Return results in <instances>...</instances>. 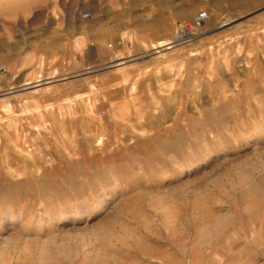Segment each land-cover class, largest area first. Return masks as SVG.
Returning a JSON list of instances; mask_svg holds the SVG:
<instances>
[{
  "label": "rangeland",
  "instance_id": "obj_1",
  "mask_svg": "<svg viewBox=\"0 0 264 264\" xmlns=\"http://www.w3.org/2000/svg\"><path fill=\"white\" fill-rule=\"evenodd\" d=\"M0 66V264H264V0H0Z\"/></svg>",
  "mask_w": 264,
  "mask_h": 264
},
{
  "label": "built area",
  "instance_id": "obj_2",
  "mask_svg": "<svg viewBox=\"0 0 264 264\" xmlns=\"http://www.w3.org/2000/svg\"><path fill=\"white\" fill-rule=\"evenodd\" d=\"M209 15L206 11L196 14L190 24H181L176 27L174 36L175 41L179 43H189L196 39L198 33L207 30V22ZM5 68L0 66V73L4 72Z\"/></svg>",
  "mask_w": 264,
  "mask_h": 264
}]
</instances>
